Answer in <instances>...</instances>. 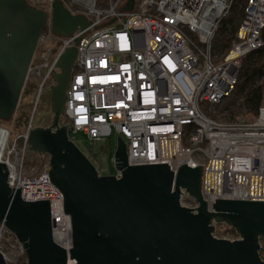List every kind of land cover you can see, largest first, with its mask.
<instances>
[{"label": "built area", "instance_id": "2783aa9c", "mask_svg": "<svg viewBox=\"0 0 264 264\" xmlns=\"http://www.w3.org/2000/svg\"><path fill=\"white\" fill-rule=\"evenodd\" d=\"M53 1L32 0L34 8H48L42 9L48 24L38 38L18 104L27 86L33 88L34 101L20 146L0 124V163L7 168L8 187L20 188L22 200L49 201L56 245L67 254L73 246L70 216L48 176L49 158L42 168L29 166L27 140L31 129L51 125L37 124L36 110L43 91L54 83L51 71L59 72L58 57L73 45L77 57L59 126H67L76 147L75 136L82 132L90 161L108 159L114 166L120 137L130 166L162 164L174 175L181 165L201 166V194L209 212L218 200L264 202L263 80L256 114H216L239 83L243 59L264 45V0H243L240 25L220 53L213 43L235 0H134L128 12L121 10L127 0H60L70 14L91 21L83 31L61 38L50 29ZM171 184L173 191L174 180ZM179 203L192 212L198 207L183 189ZM216 226L215 239H239ZM259 248L263 262V240ZM0 254L6 264H27L24 248L3 223Z\"/></svg>", "mask_w": 264, "mask_h": 264}, {"label": "water", "instance_id": "95a60500", "mask_svg": "<svg viewBox=\"0 0 264 264\" xmlns=\"http://www.w3.org/2000/svg\"><path fill=\"white\" fill-rule=\"evenodd\" d=\"M133 4L127 0L121 10L131 11ZM49 20L60 38L91 25L84 15L70 14L60 0L51 3ZM47 24L46 11L26 0H0V121L8 123L15 113ZM76 57L75 45L58 57L59 72L50 74L51 125L31 129L27 140L29 152L49 157L48 176L70 216L68 254L53 242L49 201L22 200L20 188L8 187V171L0 163V224L21 243L27 264H67L68 258L75 264H264L258 258L264 202L218 200L209 212L201 194V166L181 165L176 175L162 164L130 166L126 144L117 137L113 153L119 177L98 175L68 139L67 126H59ZM180 189L196 202L195 212L180 206ZM218 224L233 229L239 239H215ZM0 264H6L1 254Z\"/></svg>", "mask_w": 264, "mask_h": 264}, {"label": "trees", "instance_id": "16d2710c", "mask_svg": "<svg viewBox=\"0 0 264 264\" xmlns=\"http://www.w3.org/2000/svg\"><path fill=\"white\" fill-rule=\"evenodd\" d=\"M26 2L32 5V0H26ZM242 2V3H241ZM243 0H235L232 5L231 14L223 19L222 27L217 34V37L214 40L213 47L216 52L220 53L223 50H226L229 46L230 39L234 35L238 26L240 25V20L242 16ZM34 7V6H33ZM262 40L264 44V28L261 31ZM241 71L239 74V83L234 89L233 95L229 103L222 107H217L218 115H221L222 112L228 114L229 117L234 116L236 112L246 111L247 113L256 114V111L260 105L261 91L259 90V81L264 76V45L259 49L255 50L252 53L246 55L243 59L241 66ZM23 97L26 95H32L33 88L27 86L24 88ZM27 114L26 112H19L13 118V132L17 135V138L25 131L27 126ZM5 122L0 121V124ZM22 140L17 139V144L20 146ZM101 148V146H100ZM232 235L236 236L233 229Z\"/></svg>", "mask_w": 264, "mask_h": 264}, {"label": "rangeland", "instance_id": "374dc122", "mask_svg": "<svg viewBox=\"0 0 264 264\" xmlns=\"http://www.w3.org/2000/svg\"><path fill=\"white\" fill-rule=\"evenodd\" d=\"M40 9H44L46 11H48V8L45 7H40ZM262 82H264V76L262 77ZM33 93L32 95H26L25 97L22 98V101H20V104H18L17 109L15 110V113L13 115V117L11 118L10 121H8V123H2L1 125H3L4 127H6L10 134V140H14V139H18L17 135L14 134L13 132V118L16 116L17 113L19 112H26V114L30 113V106L33 103L34 99H33ZM232 97V96H231ZM41 101L40 104L37 108V113H36V118H35V122H37V124H44L46 122H51V117H52V113L50 110V99H49V89H46L43 91L42 95H41ZM231 100V98H228L226 100L222 101V104L220 105V107L226 105L227 103H229V101ZM219 107V108H220ZM25 109V111H23L22 109ZM246 111H239L236 112V116H245L247 114ZM227 117V116H226ZM75 143L78 145L79 149L81 150V152L83 154H86L88 152V143L85 141V137L82 134V132H79L76 134L75 136ZM28 163L29 166H31L32 164L37 167V168H42V166L44 165V162L46 160H48V155H37V154H33V153H28ZM37 155V156H35ZM92 164L96 167V169L98 170V172L100 173V175L103 176H112L116 173L115 167L113 166V164L110 163V160L108 159H103L102 161H97V160H93L91 159ZM217 230L218 231H222L224 232L226 235H232V231L230 230L229 227H225L224 225L218 224L217 226Z\"/></svg>", "mask_w": 264, "mask_h": 264}, {"label": "bare ground", "instance_id": "6f19581e", "mask_svg": "<svg viewBox=\"0 0 264 264\" xmlns=\"http://www.w3.org/2000/svg\"><path fill=\"white\" fill-rule=\"evenodd\" d=\"M69 264H74V263L70 261V263H69Z\"/></svg>", "mask_w": 264, "mask_h": 264}]
</instances>
